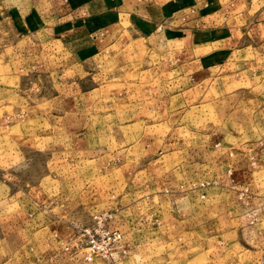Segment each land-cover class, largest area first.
<instances>
[{
    "label": "rangeland",
    "instance_id": "rangeland-1",
    "mask_svg": "<svg viewBox=\"0 0 264 264\" xmlns=\"http://www.w3.org/2000/svg\"><path fill=\"white\" fill-rule=\"evenodd\" d=\"M75 1L0 0V264H264V0Z\"/></svg>",
    "mask_w": 264,
    "mask_h": 264
},
{
    "label": "crops",
    "instance_id": "crops-1",
    "mask_svg": "<svg viewBox=\"0 0 264 264\" xmlns=\"http://www.w3.org/2000/svg\"><path fill=\"white\" fill-rule=\"evenodd\" d=\"M120 5L123 7H126V5H128L130 7L128 8V10H122V12H132L136 15H141V17H145V19L147 20V23H145V25L147 27L150 26V24L156 25V22L160 20V18H165L163 14L164 12H166V10L162 0H122L120 2ZM107 8L108 7L106 0H76L71 10L67 12V18L70 16L73 20V18L75 19L74 15L79 14L80 16L77 17L76 20L83 22L82 24L84 25V20L89 18V14L96 13L99 16L101 13L109 12ZM74 31H79V33L77 32L74 34ZM74 31H72V36L74 35L73 39L75 40H82L83 37L86 36V34L88 35L86 25L82 26V28H77ZM103 41L104 37H97V43L102 44ZM81 44H84V42ZM248 252L250 253L251 250H249ZM248 252H244L243 254Z\"/></svg>",
    "mask_w": 264,
    "mask_h": 264
},
{
    "label": "built area",
    "instance_id": "built-area-1",
    "mask_svg": "<svg viewBox=\"0 0 264 264\" xmlns=\"http://www.w3.org/2000/svg\"><path fill=\"white\" fill-rule=\"evenodd\" d=\"M103 216H94L91 226L85 227L82 236L85 239L84 259L89 262L96 259L109 260L113 249L121 250L123 234L118 229H111L106 226ZM121 254H125L121 250ZM120 256L117 264H123ZM116 263V262H115Z\"/></svg>",
    "mask_w": 264,
    "mask_h": 264
}]
</instances>
